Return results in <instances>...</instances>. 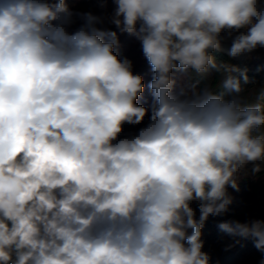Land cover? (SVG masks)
Here are the masks:
<instances>
[{
  "label": "clouds",
  "instance_id": "9594fccd",
  "mask_svg": "<svg viewBox=\"0 0 264 264\" xmlns=\"http://www.w3.org/2000/svg\"><path fill=\"white\" fill-rule=\"evenodd\" d=\"M112 2L107 17L0 0V264H209L204 224L229 212L247 165L264 171V85L246 95L247 70L213 55L222 33H238L231 57L264 48V0ZM105 22L153 73L148 124L119 140L149 109ZM213 72L223 93L196 79ZM218 228L264 253V220Z\"/></svg>",
  "mask_w": 264,
  "mask_h": 264
},
{
  "label": "trees",
  "instance_id": "16d2710c",
  "mask_svg": "<svg viewBox=\"0 0 264 264\" xmlns=\"http://www.w3.org/2000/svg\"><path fill=\"white\" fill-rule=\"evenodd\" d=\"M53 2H58V0H53ZM66 3L74 13L90 11L96 15L111 17L115 9L112 0H66ZM81 23L82 21L76 18V22L69 27L68 31H75ZM101 27L103 30L117 33L119 45L114 49V53L121 60L125 58L130 60L133 74L143 77L145 88L135 103L149 109L148 114L140 124L130 125L125 123L122 126V132L117 138L119 140L138 134L139 130L148 124L150 108L153 103V96L148 84L153 79V73L143 56L142 47L135 35L121 33L114 24L108 22H105ZM213 55L218 61L235 65L241 71L247 70L250 82L244 85L246 95L254 86L264 85V56L236 60L222 50L214 52ZM173 75L176 79L175 90H178L184 83L182 73L175 71ZM232 75L240 78V71L233 72ZM196 79L200 80L201 85L211 84L215 87L217 94L225 91L221 86V78L214 72ZM250 102H255L254 98H250ZM115 142L117 141H113V143ZM251 168V164L247 165L240 174L239 190H235V193L231 195L233 203L229 206V212L220 217L210 216L202 228V240L204 242L202 251L210 255L209 264H264V253L254 246L250 238H238L239 243H236L232 237L218 228L220 222L227 220H238L240 222L264 220V171L253 175ZM191 206L196 210V218L198 219L200 215L198 202H193ZM188 232L190 234L191 230L189 229ZM228 245H232V247L229 248Z\"/></svg>",
  "mask_w": 264,
  "mask_h": 264
},
{
  "label": "rangeland",
  "instance_id": "374dc122",
  "mask_svg": "<svg viewBox=\"0 0 264 264\" xmlns=\"http://www.w3.org/2000/svg\"><path fill=\"white\" fill-rule=\"evenodd\" d=\"M241 31H244L243 29ZM238 34L236 32L233 33V37H228L226 33H222V40H221V50H225L228 54H229V50L232 44V39L234 38V36ZM264 56V48H257L256 50L249 52V53H244L241 54L238 57H233L236 60H244V59H248V58H253V57H257V56ZM230 195L235 193V190L230 188L228 189Z\"/></svg>",
  "mask_w": 264,
  "mask_h": 264
},
{
  "label": "water",
  "instance_id": "95a60500",
  "mask_svg": "<svg viewBox=\"0 0 264 264\" xmlns=\"http://www.w3.org/2000/svg\"><path fill=\"white\" fill-rule=\"evenodd\" d=\"M222 51L226 52L225 50H222ZM226 53H227V52H226Z\"/></svg>",
  "mask_w": 264,
  "mask_h": 264
}]
</instances>
